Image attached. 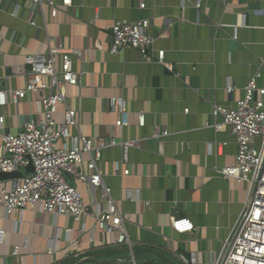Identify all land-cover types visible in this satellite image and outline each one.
<instances>
[{"label": "crops", "instance_id": "obj_1", "mask_svg": "<svg viewBox=\"0 0 264 264\" xmlns=\"http://www.w3.org/2000/svg\"><path fill=\"white\" fill-rule=\"evenodd\" d=\"M197 1L73 0L52 18L48 8L33 9L29 1L0 0V90L8 95L0 107L2 131L16 134L41 118L37 103L43 93L10 97L27 83L24 56L46 53L59 42L66 51H80L72 57L80 84L66 86L67 106L77 113L72 132L93 145L116 142L102 150L99 169L130 240V247L117 244L115 235L95 228L102 189L72 181L89 213L84 224L30 210L7 218L0 208V264H167L147 253L130 259L136 249L153 250L175 264H183L180 256L189 264H217L245 209L248 186L219 174L234 164L237 149L228 127L214 128L221 119L212 118V107H234L256 73L264 88V0H199V9ZM139 20L149 21L154 48L164 51L171 72L136 50L109 53L111 25ZM111 99L126 104L124 129L114 127ZM63 116L61 106L56 121ZM155 129L166 135L153 138ZM121 142L136 144L127 163L121 162ZM124 169L129 176H120ZM11 185L0 181V190ZM183 218L194 230L180 235L170 223ZM120 255L128 258H114Z\"/></svg>", "mask_w": 264, "mask_h": 264}, {"label": "built area", "instance_id": "obj_2", "mask_svg": "<svg viewBox=\"0 0 264 264\" xmlns=\"http://www.w3.org/2000/svg\"><path fill=\"white\" fill-rule=\"evenodd\" d=\"M19 1H29L33 9L46 7L54 18L58 11L72 7L73 0ZM195 7H201L199 0ZM30 26L34 27L35 22H31ZM149 26L148 20L113 23L109 28L111 44L108 51L115 55L126 49L136 50L143 59H153L171 72L172 66L164 64V51L154 48L156 39L150 35ZM81 55L80 51H66L59 42L46 53L24 56V64L28 67L27 83L24 88L11 91L10 97L19 101L27 93H43L37 103L41 118L37 123L23 124L19 133L10 134L2 131L3 118L0 116V173L23 172L30 166L33 172L12 181L10 188L0 190V208L7 218L16 211L30 210L69 217L75 223L84 224L89 213L72 181L101 188V202L94 215L95 228L109 236L115 235L117 244L130 247L123 227L124 214L112 198L111 188L102 182L99 169L102 150L106 146H117L116 142L111 139L107 145L100 139L93 145L91 139L72 132L78 127L77 113L67 106L66 86L80 84V76L73 69L72 57ZM57 57L60 59L58 69ZM259 76L260 73H256L249 79L243 98L234 107H212V118L221 119L214 128L219 131L228 127L237 149L234 164L221 169L219 174L225 180L232 179L248 186L245 209L217 264H264V88L257 85ZM226 90L231 93L233 87L227 86ZM7 98L6 91L0 90V107L7 103ZM61 106L64 107L63 121L57 122L55 115ZM110 106L116 116L114 127L126 128L127 111L123 99H111ZM184 112L187 113V110ZM137 120L138 125L143 127L142 113L138 114ZM165 135L166 132L161 133L159 129L152 132L153 138ZM119 146L123 152L121 162L127 163V152L136 144L121 142ZM222 146L216 145V149ZM120 176H129V170L124 169ZM170 227L180 235L194 230L193 224L185 218L172 219ZM2 236L0 231V242ZM16 252L17 248L13 255ZM180 259L183 264L190 262L184 256Z\"/></svg>", "mask_w": 264, "mask_h": 264}, {"label": "water", "instance_id": "obj_3", "mask_svg": "<svg viewBox=\"0 0 264 264\" xmlns=\"http://www.w3.org/2000/svg\"><path fill=\"white\" fill-rule=\"evenodd\" d=\"M33 172L32 167H28L26 169H24L23 172H14V173H0V181H15V180H20L22 179L24 176L26 175H31ZM143 253H147L150 255H153L161 260H163L164 262H166L167 264H175L173 263L168 257L155 252L153 250L150 249H136L133 253H132V257L130 259H135L138 255L143 254Z\"/></svg>", "mask_w": 264, "mask_h": 264}, {"label": "trees", "instance_id": "obj_4", "mask_svg": "<svg viewBox=\"0 0 264 264\" xmlns=\"http://www.w3.org/2000/svg\"><path fill=\"white\" fill-rule=\"evenodd\" d=\"M122 256V257H121ZM114 258H116V259H118V260H125L126 258H128L127 256H123V255H120V256H118V257H114ZM128 264H130V263H128Z\"/></svg>", "mask_w": 264, "mask_h": 264}, {"label": "rangeland", "instance_id": "obj_5", "mask_svg": "<svg viewBox=\"0 0 264 264\" xmlns=\"http://www.w3.org/2000/svg\"><path fill=\"white\" fill-rule=\"evenodd\" d=\"M147 263L146 261H144V264ZM155 264H160L159 262L158 263H155Z\"/></svg>", "mask_w": 264, "mask_h": 264}]
</instances>
